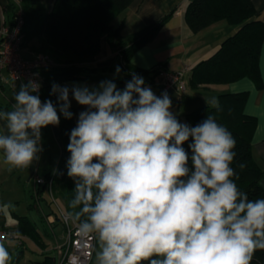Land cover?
<instances>
[{"label":"clouds","instance_id":"obj_1","mask_svg":"<svg viewBox=\"0 0 264 264\" xmlns=\"http://www.w3.org/2000/svg\"><path fill=\"white\" fill-rule=\"evenodd\" d=\"M144 85L135 74L123 90L112 81L53 84L54 103L41 101L34 81L21 84L11 110L0 111L8 170L38 158L42 128L59 125L61 114L72 119L71 94L86 110L67 145L74 196L65 222L97 238L96 264H250L264 250V198L250 199L233 179L235 138L210 115L181 123L168 94ZM11 259L0 244V264Z\"/></svg>","mask_w":264,"mask_h":264},{"label":"trees","instance_id":"obj_2","mask_svg":"<svg viewBox=\"0 0 264 264\" xmlns=\"http://www.w3.org/2000/svg\"><path fill=\"white\" fill-rule=\"evenodd\" d=\"M6 1L10 6L9 25H12L18 6L14 0ZM132 1L55 0L52 9L46 12L40 0H20L24 19L21 49L29 47L34 41L29 47L31 51L35 55H48L52 61L50 66L40 70L42 80L39 96L42 102L49 99L56 102V96L50 94L53 84L70 80H95L99 77L105 69H97L91 63L99 52L103 37L111 50L118 51L122 63L123 78L117 83L126 84L135 74L143 77L147 84L161 72L159 67L150 70L134 68L130 64V57L152 40L174 10L139 32L123 38L120 35L123 24L114 27L112 21ZM184 18L193 33L219 21H225L237 28L211 57L199 62L191 70L188 80L191 89L207 85H226L243 78L254 82L257 88L262 87L259 54L264 38V23L250 0H192L186 6ZM246 97V92L219 94L218 107L198 108L187 114L186 119L191 126H195L210 115L232 133L236 140L233 149L236 156L231 166L239 176V179H233L240 190L248 193L250 199L264 198V189L261 186L263 170L254 160L251 146L256 120L243 112ZM4 110L11 108L0 103V111ZM69 110L73 113L72 107ZM74 127L76 125L73 118L65 119L60 115L58 129L63 153L57 172L52 174V190L55 198L60 199L65 212L70 211L69 202L74 196V182L67 175V161L70 158L67 145ZM189 143L191 138L183 147L190 154ZM240 164L245 167L241 169ZM51 203L48 202L49 205ZM52 210L57 217L56 210ZM18 221L17 232L37 241L39 235L33 226L24 218H18ZM0 226L3 225L0 223ZM39 264H53L52 257H45ZM250 264H264V250L257 249Z\"/></svg>","mask_w":264,"mask_h":264},{"label":"crops","instance_id":"obj_3","mask_svg":"<svg viewBox=\"0 0 264 264\" xmlns=\"http://www.w3.org/2000/svg\"><path fill=\"white\" fill-rule=\"evenodd\" d=\"M0 18L3 17L5 23L9 25L10 21V6L6 0H0ZM192 0H133L130 5L123 10L112 21V25L117 27L123 24L120 30V35L126 38L143 28L157 22L164 16L171 14L163 26L159 29L152 40L146 45L136 50L130 57V64L140 70H150L155 67L161 68V72L153 78V80L144 86L150 87L156 96H161L167 93L172 101L170 111L176 116L181 123H190L186 119V115L190 112L209 105V99L214 95V103L217 102L219 94L240 93L246 92L247 97L243 106L244 114L254 117L256 126L251 139L252 154L254 160L263 170L261 186L264 189V38L259 54V71L262 82V87L257 88L254 82L247 78L240 79L236 82L224 85L226 93H221L216 90L217 86L207 85L201 86L198 89H191L188 84L191 70L201 61L211 57L220 47L221 43L231 35L237 28L228 25L225 21L216 22L197 33H193L186 24L184 13L186 6ZM256 13L261 17L264 23V0H250ZM15 2V0H14ZM46 12L52 9L55 0H40ZM16 3V2H15ZM7 11V13H6ZM34 44V41L29 44V47ZM29 47L21 49V54L27 59H32L35 53ZM92 66L97 69H105L95 80H70L56 83L60 86H67L71 89L74 86L84 87L89 89L98 88L102 81H112L117 88L123 90L125 84L117 83L123 78L121 71V60L117 50H111L107 44L105 37L100 40V48L95 56ZM112 68V69H110ZM119 68V71H117ZM181 73L180 79L185 88L179 90L175 85L166 84V75L173 73ZM21 83L13 81L5 69H0V95L6 91L10 96L5 97V103L12 107L14 102V94L19 90ZM219 86V85H218ZM5 96V95H4ZM13 96V97H12ZM71 107L73 108V121L77 124L78 115L81 111H85V106L79 105L70 94ZM3 122H0L2 124ZM191 126V125H190ZM42 134V151L38 153V158L26 169H12L9 171V165L4 162V158L0 155V190L9 184L6 191L9 190L11 196L20 193V190L26 189L29 194V199L26 204V209L35 210L39 215V220L50 230L49 233L56 243L62 241L64 229L58 218L55 216L54 222L49 224L47 217L54 214L51 206L48 204V190L45 186L37 188V194L33 193L34 176L52 175L57 172L60 164V159L63 153L62 142L58 125H48L41 129ZM11 183V185H10ZM5 189V188H4ZM5 191L0 192V223L8 226L9 229L16 230L19 225L18 218L26 219L38 233L37 241L25 236L24 240H31L35 245L41 246L43 252L46 251L43 242V235L37 230L35 222L32 221L28 213H18V199L12 197H4ZM8 200L18 203L14 205V209L9 211L10 217L14 224L7 222V217L2 210V204H8ZM13 207V206H12ZM43 207L47 210L45 211ZM10 210V209H9ZM61 226L63 233L61 237H57L54 231L55 226ZM49 235V236H50ZM16 245H19L13 242ZM24 243L20 244L23 245ZM97 240L95 242V250L97 248ZM55 248V246H54ZM54 254V249H52ZM53 254L51 257H53ZM94 260V255L92 261ZM91 261V263H92ZM90 263V264H91Z\"/></svg>","mask_w":264,"mask_h":264},{"label":"built area","instance_id":"obj_4","mask_svg":"<svg viewBox=\"0 0 264 264\" xmlns=\"http://www.w3.org/2000/svg\"><path fill=\"white\" fill-rule=\"evenodd\" d=\"M18 9L15 13L13 24L7 25L0 18V69H5L9 77L13 81L21 84L27 83L29 80L34 81L40 89L42 80L40 70L52 64L48 55L39 53L32 59H27L21 54V44L23 41L22 27L24 24L23 11L20 6V0H15ZM182 74L173 73L166 75V84L175 85L179 90L185 88L184 83L180 80ZM33 193L37 194V188L45 186L48 190L51 202L55 203L53 194L52 175L49 177L34 176ZM56 204V203H55ZM56 213L59 222L62 224L64 233L62 242L56 243L54 254L52 257L53 264H90L94 255L96 237L85 238L78 235L76 225L65 222V212L56 204ZM55 214L47 217L49 224H52L55 219ZM25 236L21 235L16 230L0 226V243L12 241L17 244H22Z\"/></svg>","mask_w":264,"mask_h":264},{"label":"rangeland","instance_id":"obj_5","mask_svg":"<svg viewBox=\"0 0 264 264\" xmlns=\"http://www.w3.org/2000/svg\"><path fill=\"white\" fill-rule=\"evenodd\" d=\"M1 2V1H0ZM2 4V2H1ZM7 13V11H6ZM224 89V85H217L216 90L218 92L221 93H226ZM5 95V96H4ZM10 93L8 91L2 93L0 95V102L5 103V97H9ZM13 97V96H12ZM209 105L213 106L214 105V95L211 96V98L208 100ZM11 185V183H10ZM9 184H5V189L2 188L0 190V192L3 190L6 193H4V197H12V198H16L18 199V203H19V207L16 208L18 213H28L27 215L29 217H31L32 221L35 222V226L37 228V230L43 235V242H44V247L46 248V251L43 252L42 247L41 246H37L34 244V242H32L31 240H24L22 243H24L23 245H16L14 244L12 241H8V242H2L0 244H3L9 251L12 259L9 262V264H39L41 261L45 260V257L47 256H51L53 254L52 249H54L55 246V240L53 237H51L50 233L48 230L49 227L45 226L43 223H41V221L39 220V215L35 210H30L29 212L26 209V204L27 201L29 199V194L28 191L26 189L20 190V193L14 194L13 196L10 195L9 190H7ZM46 198L51 201L50 197ZM13 200H8V203H11ZM18 203L16 202H12L10 205L8 204H2V210L4 212V214L7 217V222L9 224H14L13 220L10 217L9 211H12L14 209V205H18ZM55 203L60 207H61V201L58 197L55 198ZM55 203H51V208L56 210V204ZM13 206V207H12ZM10 209V210H9ZM43 209L45 211H47L44 207ZM1 213V210H0ZM7 228H9L6 225ZM11 229V228H10ZM48 229V230H47ZM55 234L57 237H61V234L63 233V230L61 228V226H55L54 228ZM50 235V236H49ZM97 240V238H96ZM62 241L60 240L61 243ZM97 244H98V240H97ZM99 250V246H97L96 250H95V254H94V260L92 261L91 264H96V252Z\"/></svg>","mask_w":264,"mask_h":264}]
</instances>
